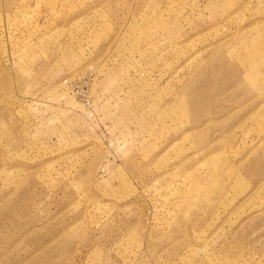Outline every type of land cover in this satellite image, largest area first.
Listing matches in <instances>:
<instances>
[{"label": "rangeland", "instance_id": "374dc122", "mask_svg": "<svg viewBox=\"0 0 264 264\" xmlns=\"http://www.w3.org/2000/svg\"><path fill=\"white\" fill-rule=\"evenodd\" d=\"M0 264H264V0H0Z\"/></svg>", "mask_w": 264, "mask_h": 264}]
</instances>
